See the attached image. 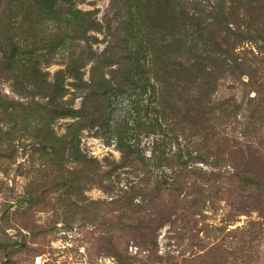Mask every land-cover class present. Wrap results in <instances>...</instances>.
Listing matches in <instances>:
<instances>
[{
  "label": "rangeland",
  "instance_id": "1",
  "mask_svg": "<svg viewBox=\"0 0 264 264\" xmlns=\"http://www.w3.org/2000/svg\"><path fill=\"white\" fill-rule=\"evenodd\" d=\"M67 7L0 0V44L25 53L9 73L0 51V264H264V0ZM34 56L87 116L54 137L77 123L92 165L41 131L46 100L15 81Z\"/></svg>",
  "mask_w": 264,
  "mask_h": 264
},
{
  "label": "trees",
  "instance_id": "2",
  "mask_svg": "<svg viewBox=\"0 0 264 264\" xmlns=\"http://www.w3.org/2000/svg\"><path fill=\"white\" fill-rule=\"evenodd\" d=\"M73 1L74 0H34V7L39 8L40 10L49 12L50 14L57 15L58 11L56 10L57 4L61 3V5H66L67 4V10L68 14L74 19L82 22V24H88L85 19H79L75 15L77 13L74 8H73ZM90 22L91 19L88 18ZM59 21V20H58ZM73 21V20H72ZM60 22V21H59ZM74 24V21H73ZM75 28V25H74ZM60 30V29H59ZM79 30H75L74 34H78ZM62 34V31L60 30L58 33L54 35L58 36L56 37L50 44V48L48 49L47 52L53 51V49L58 48V47H63L64 42L66 39H63L62 37L59 38V36ZM82 36L83 32L81 33ZM67 38V37H66ZM71 40V45L72 49L77 50L79 49V45L77 44V40H80L79 37H73L70 39ZM82 40V39H81ZM88 44V42H86ZM0 51L3 54V66L6 64V67L4 70L6 72L12 73L16 69V64L19 63L20 61L18 60V56L20 54H24V50L21 48L20 45L16 44H9L8 46L5 47L4 44H0ZM23 51V53H22ZM21 52V53H20ZM37 50H35V53ZM34 53V54H35ZM77 51L72 52L70 54V61H69V68H68V75L73 77L80 85H85L83 78H81V57L82 55L80 54L79 57L77 58ZM46 62V61H43ZM42 60L40 56H34L32 61L30 62L29 66H23L26 69L22 70L21 73L16 75L15 81L17 82L18 85H25L24 88L25 90H28V87H32L33 90L30 94H33L35 92V96H39L40 98L46 100L44 104H37V108L34 110H38L41 113H44L45 119L47 124L46 126H43L41 128V131L46 134L47 141L48 142H53V141H59L61 146L64 148L66 151H72L75 153H78L81 155L82 159L80 160L83 163H87V165H92L93 160L87 159L82 153L81 150L78 148V136H77V131L79 130V127H74L77 125H73L69 129V134L63 136L62 138L56 139L54 136V132L51 129V125L57 120V119H85L86 113L83 109L78 110L75 108H70L67 106V103L63 100L64 98V93H65V76L63 75L62 72L56 73L54 77H51L50 73L42 71L41 65H42ZM184 68H182L183 70ZM100 85H111L105 78L100 80ZM94 96V95H93ZM91 116L94 118H99L100 116L98 115V111H93L91 113ZM99 116V117H98ZM76 131V132H72ZM119 140V146L121 148V151L123 153V161L125 162H131V161H138L142 162V156L141 154L136 155L138 152L137 150H133L132 146L128 144L127 139L123 137H118Z\"/></svg>",
  "mask_w": 264,
  "mask_h": 264
}]
</instances>
